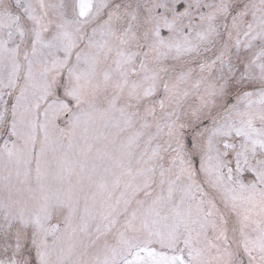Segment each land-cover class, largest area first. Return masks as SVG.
Returning <instances> with one entry per match:
<instances>
[{"label":"snow or ice","instance_id":"obj_1","mask_svg":"<svg viewBox=\"0 0 264 264\" xmlns=\"http://www.w3.org/2000/svg\"><path fill=\"white\" fill-rule=\"evenodd\" d=\"M0 264H264V0H0Z\"/></svg>","mask_w":264,"mask_h":264}]
</instances>
